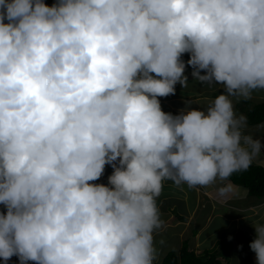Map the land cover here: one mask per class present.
Returning a JSON list of instances; mask_svg holds the SVG:
<instances>
[{
    "label": "clouds",
    "instance_id": "clouds-1",
    "mask_svg": "<svg viewBox=\"0 0 264 264\" xmlns=\"http://www.w3.org/2000/svg\"><path fill=\"white\" fill-rule=\"evenodd\" d=\"M185 52L193 79L224 91L173 115L157 97L187 87ZM261 90L264 0H0V257L155 264L164 182L247 171L261 141L233 100ZM106 164L108 184L90 183ZM234 192L223 183L216 198Z\"/></svg>",
    "mask_w": 264,
    "mask_h": 264
},
{
    "label": "rangeland",
    "instance_id": "rangeland-1",
    "mask_svg": "<svg viewBox=\"0 0 264 264\" xmlns=\"http://www.w3.org/2000/svg\"><path fill=\"white\" fill-rule=\"evenodd\" d=\"M43 2L51 6L55 3H58L59 0H43ZM201 74H204V72H202ZM185 75H187L189 80L187 87H183L180 83H177L175 85L174 95L181 94V96H173V94H170L166 97H158V99L161 100L160 103L162 110L165 112L167 110L168 112L172 110L171 113L173 115H176V113L179 114L182 111L186 112L191 109H200L206 112L207 107L212 103L214 98L224 91L223 85L215 82L211 85L201 83L193 79L192 73L190 74L187 71H185ZM167 98L169 99V101H167ZM263 99L264 90L253 92L251 100L259 101ZM240 100L243 99L234 98L233 100L234 110L237 116L243 115L236 107L239 104ZM244 133L251 134L254 136V138L260 139L262 155L254 160L253 163L264 167V122L258 126H250L247 124L246 128L244 129ZM106 173L107 172L105 171L104 175H106ZM104 175H101L103 177L102 183L107 185L109 176L104 178ZM228 182L230 181H217L214 185L201 188L203 190L208 189L211 195L215 193L216 197V191L218 187L221 186V184ZM90 183H95V181H91ZM239 188L241 190H244L241 187ZM198 193L199 195L202 194L201 191H199ZM235 199L237 200V204H245V206H249L252 202L257 201L255 198L248 195L247 190L243 197ZM186 201V197L181 196V205H186ZM193 202V198H191L189 203L192 205ZM229 202L230 199L222 205L214 202L211 210H215L211 213L210 217L207 216L208 219L206 220V215L208 214L209 210L204 207V202L202 201L198 205L197 212L194 213L195 217L190 222L184 221L181 224V222H177V219L175 218L176 216H174L173 213L181 212L180 216H183L186 213L182 214V208L186 207L181 206L180 208V206L178 205L180 202L175 203L174 198L164 199L160 203L162 220L165 221L168 218V213L170 214L169 211L171 209H174V212H171L172 215L170 219L168 218V223L154 235V244L157 251V259L155 261V264H160L161 259L169 250H177L184 240H187L190 248L194 249L196 252H200L204 249L218 250L223 253V262L225 260L229 261V264H244L240 256L235 251L234 246L232 247V242L236 243L235 235L236 232L240 229L247 231L251 235V237L254 236L253 238H256V231L253 225V223H256L254 218H256V215H260V218L264 220V204H261V206L252 207L253 212L246 209L243 213L239 212L236 209H229L228 206L230 204L235 205L234 202ZM173 205L179 207L173 208ZM247 212L250 213V215H248ZM175 228L181 229L180 232L179 230L176 231ZM196 232L197 234H195ZM218 240H221L220 243H216ZM221 242H224V245H221ZM217 244L222 246V248H217ZM251 258L253 264H257L256 253L252 254ZM14 259L15 258L12 259V264H20V262H15ZM27 263L32 264L29 261Z\"/></svg>",
    "mask_w": 264,
    "mask_h": 264
},
{
    "label": "trees",
    "instance_id": "trees-1",
    "mask_svg": "<svg viewBox=\"0 0 264 264\" xmlns=\"http://www.w3.org/2000/svg\"><path fill=\"white\" fill-rule=\"evenodd\" d=\"M181 59L185 62V71L192 73V66L187 64L190 59V53L185 52L181 55ZM247 118V124L250 126H258L264 122V99L259 101L240 100L236 106ZM178 114V113H176ZM235 186H241L247 190L249 196L255 198L257 202L264 201V167L258 164H252L247 171L234 173L228 178ZM183 218L182 216H178ZM255 238L245 230H238L235 235L236 243L232 242L235 251L240 256L244 264H253L252 254L255 252L250 248V243ZM218 240L216 243H220ZM224 245V242H221ZM230 245V244H229ZM222 248L220 245H216ZM223 253L218 250L204 249L196 252L190 248L187 240H184L177 250H169L163 257L161 264H229V261L223 262Z\"/></svg>",
    "mask_w": 264,
    "mask_h": 264
},
{
    "label": "crops",
    "instance_id": "crops-1",
    "mask_svg": "<svg viewBox=\"0 0 264 264\" xmlns=\"http://www.w3.org/2000/svg\"><path fill=\"white\" fill-rule=\"evenodd\" d=\"M7 22V21H5ZM204 72V70H201V73ZM181 94H173V96H178ZM158 98V97H157ZM167 101H169V99L167 98ZM161 102V100H160ZM169 103V102H168ZM170 104V103H169ZM180 105V104H179ZM168 109V108H167ZM172 111V110H171ZM171 111H169L171 113ZM168 112V110L166 111ZM174 112V111H173ZM118 164V160L115 162ZM105 171L107 172L106 175H104ZM113 172V167L111 164H106L105 165V168H104V172H103V175H104V178L105 177H108L112 174ZM102 176L95 181V183H102ZM235 186V185H234ZM235 192L234 194L231 195V199H230V202H234L235 205H232L230 204L228 206L229 209H236L238 210L239 212H245L246 209L250 210L251 212H253L252 210V207H255L256 204L258 203L257 201L256 202H252L249 206H245V204H237V200L235 198H241L245 195L246 193V189L243 188L244 190H241L239 187L240 186H235ZM199 191L202 192L201 195H199ZM244 191V192H243ZM194 195V196H193ZM181 196H185L187 201H186V205H181ZM200 196V198H199ZM169 198H174V202L175 203H179L178 205L180 206H184L186 208H182V214L183 213H186L185 215H183L182 219L179 218L178 216H180L181 212H176V213H173L174 212V209H171L169 212L170 214L168 213V218L170 219L171 217V212L173 213L174 216H176L175 218L177 219V222H184V221H191L195 215L194 213L197 212L198 210V205L203 201L204 202V207L206 209H208V214L206 215V220L208 219V217L211 216V213L214 212L215 209H212L211 208L213 207L214 205V202L217 204H220L222 205L223 203H221L216 197H215V193H213V195L210 194V191L208 189H205L203 190L201 187H196V188H189L186 184L184 185H180V186H177L175 185L174 183H172L171 181H165L164 182V185H163V190H162V193L160 195V197H158V206L160 208V203L164 200V199H169ZM193 198V204L191 205L189 202H190V199ZM184 200V199H183ZM185 201V200H184ZM190 205V206H189ZM179 206H174L173 205V208H178ZM188 207V208H187ZM6 207L3 203H0V213H5L6 212ZM248 215H250V213L247 212ZM208 216V217H207ZM238 216H242V215H238ZM256 218L255 219V222H260V223H264V220H262L260 218V215L259 216H255ZM168 218L164 221V225H166L168 223ZM264 219V218H263ZM205 220V221H206ZM230 220V219H229ZM201 227V226H200ZM199 227V228H200ZM202 228V227H201ZM176 231L180 230L179 228H175ZM200 230V229H199ZM197 234V232L195 233ZM204 234V233H203ZM254 237V236H253ZM14 259V261L16 262H20L19 260V257L16 256V255H13L8 261H4V259L2 257H0V264H12V259ZM31 262L32 264H37V262L35 261H29ZM28 264V263H27ZM30 264V263H29Z\"/></svg>",
    "mask_w": 264,
    "mask_h": 264
}]
</instances>
